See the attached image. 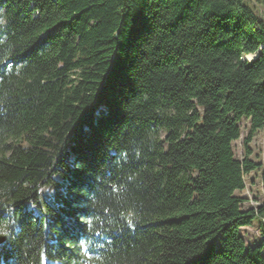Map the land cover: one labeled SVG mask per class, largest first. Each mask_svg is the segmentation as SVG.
<instances>
[{"label":"trees","instance_id":"trees-1","mask_svg":"<svg viewBox=\"0 0 264 264\" xmlns=\"http://www.w3.org/2000/svg\"><path fill=\"white\" fill-rule=\"evenodd\" d=\"M262 11L0 0V264H264Z\"/></svg>","mask_w":264,"mask_h":264},{"label":"rangeland","instance_id":"rangeland-1","mask_svg":"<svg viewBox=\"0 0 264 264\" xmlns=\"http://www.w3.org/2000/svg\"><path fill=\"white\" fill-rule=\"evenodd\" d=\"M264 11H262L263 14ZM248 58H250L248 56ZM241 137L233 143L236 156L240 159L244 158L245 148L244 140L249 134L250 121L246 118L241 121ZM252 154L250 156L259 164L258 169L252 171L245 177L246 186L243 191L236 192L239 196L247 198L244 207H258L264 204V128L259 130L252 142L250 143ZM261 218L256 217L252 226L243 227L241 229L247 244L254 245L262 240V232L260 229ZM2 237V236H1Z\"/></svg>","mask_w":264,"mask_h":264},{"label":"water","instance_id":"water-1","mask_svg":"<svg viewBox=\"0 0 264 264\" xmlns=\"http://www.w3.org/2000/svg\"><path fill=\"white\" fill-rule=\"evenodd\" d=\"M3 241H4L3 237H0V243L3 242Z\"/></svg>","mask_w":264,"mask_h":264}]
</instances>
